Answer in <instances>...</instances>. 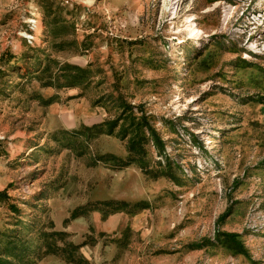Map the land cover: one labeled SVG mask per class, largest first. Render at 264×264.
<instances>
[{
    "label": "rangeland",
    "instance_id": "1",
    "mask_svg": "<svg viewBox=\"0 0 264 264\" xmlns=\"http://www.w3.org/2000/svg\"><path fill=\"white\" fill-rule=\"evenodd\" d=\"M0 264H264V0H0Z\"/></svg>",
    "mask_w": 264,
    "mask_h": 264
},
{
    "label": "bare ground",
    "instance_id": "2",
    "mask_svg": "<svg viewBox=\"0 0 264 264\" xmlns=\"http://www.w3.org/2000/svg\"><path fill=\"white\" fill-rule=\"evenodd\" d=\"M37 19H39V18H37ZM43 29H41V27H39L38 28V31H37V35L36 36H40L41 35V31H42Z\"/></svg>",
    "mask_w": 264,
    "mask_h": 264
}]
</instances>
